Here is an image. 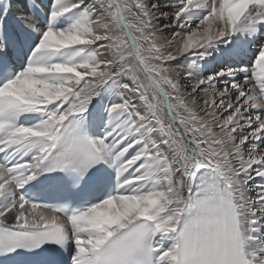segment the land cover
Listing matches in <instances>:
<instances>
[{
  "label": "snow or ice",
  "instance_id": "1",
  "mask_svg": "<svg viewBox=\"0 0 264 264\" xmlns=\"http://www.w3.org/2000/svg\"><path fill=\"white\" fill-rule=\"evenodd\" d=\"M264 264V0H0V264Z\"/></svg>",
  "mask_w": 264,
  "mask_h": 264
}]
</instances>
